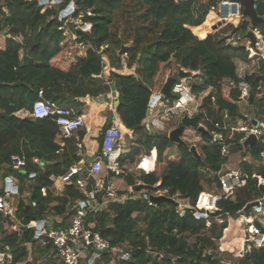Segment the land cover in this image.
Listing matches in <instances>:
<instances>
[{"label": "trees", "instance_id": "1", "mask_svg": "<svg viewBox=\"0 0 264 264\" xmlns=\"http://www.w3.org/2000/svg\"><path fill=\"white\" fill-rule=\"evenodd\" d=\"M70 1L62 0L54 6L42 5L40 0H0V31L8 35L0 48V170L6 169L4 177L13 175L10 166L12 156L26 158V167L23 171H15L17 173L13 176L18 179L21 194L16 216L27 224L44 217L49 208L66 218L70 201L83 198L84 195L74 185L65 186L61 195H55L52 190L51 176L62 174L78 160L74 154L63 156L50 168L43 170L33 161L34 157L53 161L58 151H61L62 146L56 140L59 133L56 121L50 117H23L19 113L32 109L33 104L40 99L41 90L45 99L60 105H71L78 114L87 113L88 96L93 99L109 97L104 95L110 91V86L104 74L106 64L101 53L110 48L115 14L128 0H76L77 8L70 16L79 18L84 11L83 20L93 24L90 32L76 30V40L66 33V16L61 15ZM129 1L143 8L144 19L149 18L155 25L166 23L167 34L141 47L137 60L139 67L132 65L138 56L135 50L127 65L132 71H110L109 79L115 80L119 94L117 121L122 133H129L132 138L127 159L135 162L140 155L153 152L152 163L143 166L150 171L156 158L157 164L153 171L143 176L142 188H154L160 182L157 188L169 189L172 196L181 193L193 202L202 191L220 195L219 209L213 213L212 218L215 215L236 218L247 203L258 197L254 198L255 195L264 194V185L257 188L258 180L250 176L253 172L249 166L244 163L243 169H248L250 173H246V185L224 198L219 171L229 161V155L222 154L221 142L213 141V136L207 130L200 131L207 142L202 146L201 158L192 153L191 147L183 145H177L179 153L167 155V149L173 143L167 133H149L143 120L148 115L153 93L163 88L169 74L171 77H179V68L185 59L193 67L202 69L200 75H194V92L200 93L211 88L209 95L204 98L202 108L214 122L219 121L222 125L236 124L241 115L238 103L241 91L237 86L225 84V79H232L237 84L241 81L249 84L254 93V115L264 120V97H257L260 93L258 85L264 84V57L256 61L255 72L243 79L239 77L236 59L250 62L254 58L249 56L246 45L235 46L228 40L238 28L235 27L228 34L226 25L235 23L238 18H232L216 27L221 17L212 6L220 0ZM88 10L91 14L87 13ZM257 13L264 16L263 1L258 3ZM215 23L218 24L214 25L215 31H212L211 27ZM247 27L248 22L243 21L241 28L247 31ZM256 28L264 40V22ZM77 41L80 46L76 45ZM104 45L108 47L101 51ZM110 58L113 66V54H110ZM118 67L122 68V65ZM202 118L203 113L200 120ZM207 124L210 130L215 127L213 123ZM79 134L84 133L81 130ZM223 135L225 143L229 145V153L243 152L244 156L249 154L261 158L262 145L245 147L240 141L243 134L239 132L232 138L229 137V131H224ZM163 162L166 167L161 168ZM33 171L37 172L35 177H32ZM258 174L264 178V166ZM27 182L29 186H26ZM126 182L129 185L135 184L132 175L126 176ZM62 185L58 179L57 186ZM43 187L46 191L42 190ZM24 198L28 203L23 201ZM166 204L174 206L170 202ZM110 208L114 213H90L88 221L96 219V228L112 245H121L131 239L134 245L130 249L131 256H123L118 264H220L221 260L209 250L216 248L213 237L222 234L225 223L219 228L213 220L214 223L208 227L207 219L196 217L192 211L180 216L173 210L170 213L169 208H165L168 209L165 211L156 209L143 199L111 203ZM247 212L251 214L252 208ZM166 218L170 221L168 229L164 227ZM4 219L0 213V221ZM142 220L150 222L145 235H141L138 229ZM7 221L13 226L11 219ZM0 227H3L2 224ZM190 237H194V240L191 241ZM138 243L142 247H136ZM168 245V253L158 260L154 253L161 252ZM6 250L12 254L7 264H64L55 257L50 245L43 246L38 242L30 227H26L22 235L12 228L10 231L1 228L0 251ZM248 256L252 263L246 264H264V246L254 247Z\"/></svg>", "mask_w": 264, "mask_h": 264}, {"label": "built area", "instance_id": "2", "mask_svg": "<svg viewBox=\"0 0 264 264\" xmlns=\"http://www.w3.org/2000/svg\"><path fill=\"white\" fill-rule=\"evenodd\" d=\"M59 1L62 0H40V4L45 5L50 4V2L56 3ZM261 1L264 2V0H253V8L256 11L258 3ZM71 5V13L66 11L64 12L65 16H69L75 11L74 3H71ZM212 9L220 15L222 23H226L232 18L243 19L245 17L243 12L244 6L240 0H220L216 5L212 6ZM87 13L91 14L90 11H87ZM262 17L264 18V16ZM79 18L83 20V17ZM83 25L80 30L85 32H90L93 27V24L89 21H85ZM254 35V44L251 43L253 45L246 46L249 49V56L254 58V61H257L264 57V53L257 58L256 54L253 53V49L257 45V40L260 39L263 43L264 40L262 34L259 37L254 32ZM4 36L6 39L8 35L5 33ZM228 40L231 43L233 42V45L238 46L232 41V37ZM191 77H180L173 82L171 87V92L175 95L173 98L166 96L162 92V89L153 93L149 102L148 115L143 120V124L149 133H167L169 135L171 130L167 129V124L172 117H179L181 120L186 114L190 117L199 115V125L205 128L206 126H204L203 122L207 126V122L214 124L215 127L213 129L206 130L213 136V141L222 143V154L224 156H228L230 152L229 145L224 140V131H229L230 138L238 132L242 133L243 136L240 141L243 144L250 136H255L256 142L254 144L263 146V156L264 120L258 119L255 115H245L246 118H243L241 114L236 124L227 123L222 125L219 121L214 122L206 111L192 106L196 102V99H204L205 96L194 92L192 85L188 81ZM224 83L239 87L241 91L238 100L239 104L249 101L251 87L248 83L241 81L237 84L232 79H225ZM258 89L260 91L259 95H262L260 97H264V84L260 83ZM39 95L40 99L33 104L32 109L28 113L33 119L53 118L59 127L57 136L60 139L72 138L76 132L85 126L84 115L77 114L74 108L45 99L42 90ZM164 97L169 98L171 103H165L162 100ZM212 100L215 101V98L213 97ZM110 109L113 114L108 126L102 129L100 154H96L92 160H86L81 152H77L76 155L81 156V159L70 165L65 172L58 175L55 179H52L53 187L56 186L57 180L60 179L64 189L67 185H74L84 195L83 198L78 197L70 201L66 211V218L65 215L51 210L47 211L44 217L38 220L30 221L28 224L24 223L16 216L21 198L19 186L16 183L18 179L13 175L5 176L3 183L0 185V213H2L5 219L13 221L12 229L17 231L19 235H22L26 227L32 228L38 242L43 246L50 245L55 252V257L64 264H118V261L123 256L130 257L131 251L122 249L121 245H112L110 240L105 238L102 232L96 228L97 220L88 221V214L104 211L112 214L114 212L110 208L111 203H124L129 199H143L150 206H156L157 204L151 199V196H161V194H152L149 191L152 188L145 187L137 190L135 188L136 184L129 185L124 190L114 185L113 178L121 176L124 172L122 165L124 151L122 143L123 133L117 121V106L111 104ZM201 113H203V118L200 120ZM251 117H253V120ZM61 143L63 142L60 140ZM248 146L252 145L247 144ZM152 153L143 154L142 161L140 162V166L142 167L140 168L146 170L143 162L147 157L152 156ZM33 161L37 164L41 163L37 157H34ZM10 166L12 170H23L26 167V158L13 155ZM154 168L155 163L153 169L150 171L146 170L147 173L153 171ZM246 177L242 168L238 167L226 170L222 168L219 171V180L225 192L224 198L234 193L238 188L245 186L247 183ZM157 184L154 186L158 187L160 182ZM42 190L46 191V188L43 187ZM156 190L169 192L167 188H157ZM176 196H182L183 198L175 199L174 197ZM171 198L175 201L176 213L178 215L184 216L187 211H192L196 217L206 218L208 224L211 222L210 218L213 217V213L219 209L218 200L222 196L202 191L198 194L195 202H189V204L183 201L185 197L181 193H177L174 196L171 195ZM253 201H257V204L252 207V213L249 214L243 209L241 214V226L245 233L241 248L247 253L251 252L254 247L264 246V229L257 225V223H260L264 227V195L257 197ZM28 245L31 246V244ZM7 258H12L11 252L8 250L0 251V264H5Z\"/></svg>", "mask_w": 264, "mask_h": 264}, {"label": "rangeland", "instance_id": "3", "mask_svg": "<svg viewBox=\"0 0 264 264\" xmlns=\"http://www.w3.org/2000/svg\"><path fill=\"white\" fill-rule=\"evenodd\" d=\"M60 2L61 1L56 2V3L50 2V4L56 6ZM75 2H76V0L70 1V3H74V8L76 9L77 4ZM71 7H72V5H70V8ZM83 15H84V11H82V13L80 14V17H83ZM143 15H144L143 8H141L139 5H137L134 1H129V0L126 1L122 5V7L116 12L115 17H114V24L111 26L113 39H112L111 44H109L110 48L107 50V52L101 53L102 57L104 58L105 64H106V68H105L106 75L110 74L109 72L111 70H114L117 72H123V73H128V72L132 71L131 68L127 67V65L130 63V56L135 50L138 51V56H137V59L134 62H132V65L135 68L139 67L140 63H138L137 60L141 54V52H140L141 47H143L144 45H147L151 41L155 40L157 37H160V36L163 37L165 34H167V32H165L166 23H161L160 25L159 24L155 25L149 18L144 19ZM81 19L82 18H76V19L72 18L70 15L66 16V18H65L64 27L66 28V33L68 35H71L72 39H75V40L77 39L76 38L77 35L75 34L76 30H79V29H81V27L84 26L83 23L85 21L81 20ZM243 21L248 22L247 31H244V29L241 28V24L243 23ZM217 24L216 23L213 24V26L211 27L212 31H215L214 25H217ZM222 25H224V23L219 22V26H216V27H220ZM226 27H227L226 32L228 34H231L233 32V30L235 29V27L238 28L237 32H235L231 35V37L233 38L232 41H234L235 44H237V45H250L252 43V41L248 38V32L250 30L258 33V36L261 37L259 35V33H260L259 30L253 26L252 21L249 19L248 16H245L243 19L236 20L235 23L234 22L228 23L226 25ZM4 34H5L4 31H0V48L3 47L4 42H5ZM253 44H251V45H253ZM76 45L80 46L81 44H80V42L77 41ZM107 47H108V45L102 46L101 51L107 49ZM175 50L176 49H174L172 51L174 52ZM23 52L24 51L22 50L21 55H23ZM253 53L256 54L257 58H259L260 56L263 55L264 43L260 39L257 40V45H255V48L253 49ZM110 54H113V56H114L113 66L111 65L112 60L110 58ZM184 61H188V63L184 62ZM184 61L182 62L183 64L180 67L185 72H192L193 73L191 79L188 80L189 83L193 86L195 79H196V77H194V75H196V74L200 75L202 72V69L200 67H198V68L193 67L189 60L185 59ZM119 64L122 65V68H119V67L117 68V66ZM236 64H237V73L242 79L245 76L250 75L251 73H253L257 70V62L254 60L250 61V62H245V61H242V60L237 58ZM111 66H112V68H111ZM168 76L165 78L164 82H166ZM179 78H180V76L177 77L176 79H179ZM109 90H110V88H109ZM209 91H210V87L208 89L201 91L200 94L202 96L206 97L209 95ZM112 94H113V101H117L119 103L118 98L116 96L117 93L114 91V93L112 92ZM260 96H262V95H259V94L257 95V97H260ZM162 100H164L165 103H171V100L169 98L164 97V98H162ZM204 100L205 99H196V102H194V104L192 106L199 107V110L201 109L202 111H204V109L202 108ZM201 102H202V104H201ZM239 107H240V113L242 115H248V116L254 115L253 103H251L250 101L242 102L241 104H239ZM22 115L30 117L28 111H24L22 113ZM110 119H111V117H110ZM109 122H110V120L108 121V123ZM203 124H204V126L207 127V128L205 127V129L210 130L209 127L204 122H203ZM179 125H181L180 118L179 117H172L171 120L168 121L167 129L172 130V129L178 127ZM102 129H104V127H102ZM123 139L125 140L126 145H130L129 141L132 138L129 135V133L123 134ZM183 139L187 142V146L191 147V146L195 145L198 153L200 155H203L202 146L207 142L203 139V137H202V135H201V133L197 127L186 126L185 132L183 133ZM169 147H170L169 150L166 152L167 155L179 153V150H178L176 143L174 144V142H173L172 145H170ZM127 155L125 156V154H124V156L122 158V165H123L124 172L121 174V176H123V178L126 180L127 175H132L134 180H135V184L139 186V188L137 190H140V188H142V185H144L143 176L145 174H147L146 170L140 168V167H142V166H140V162L142 161L143 155H140L136 159V161L133 163L127 159V157H128ZM244 163H246V165L249 166L248 168L253 172L250 176L258 180L257 181V188H259L260 185H264V178L262 177L261 174H258L260 168H262V166H264V155L261 158H254L249 154L244 156L243 152H236L235 154L229 153V161L227 162V165L223 169L226 170V169L238 168V167L243 169V167L245 165ZM160 166H161V168H164V167H166V164L163 162L160 164ZM39 168H40V166H39ZM15 171H20V170H13L12 171L13 175H16L17 172H15ZM244 171H245L244 172L245 174L246 173L248 175L250 174L247 172L248 169L244 170ZM32 173L35 174V176L37 175V172H35V171H33ZM4 174H6L5 168L0 170V185L4 181ZM115 180L119 181L118 177H116ZM16 183H18V181H16ZM29 185H30V183L27 182L26 186H29ZM156 185H158V184H156ZM124 186H125V183H123L122 187H124ZM154 187H157V186H154ZM26 188H28V187H26ZM60 189H61V187H60ZM60 189H58V188L54 189V194L55 195H61ZM156 189L157 188H152L149 191L152 194L155 193V194H161V195H166V196L171 197V194L168 191H165V190L159 191ZM26 190H29V189H26ZM25 194H26V192H25ZM257 196L261 197L262 195L257 194L254 196V198ZM174 198L180 199L183 197L182 196L181 197L176 196ZM23 201L25 203H28V200L26 198H24ZM183 201L185 203H188V204H189V202L190 203L195 202V201L194 202L191 201L189 198H186V197H185V200H183ZM19 202H20V200H19ZM161 204H162V206H161ZM161 204L153 206V207H156V209H162L163 211L168 210L165 208H169L170 213L172 210L174 212H176L175 203H173L174 204L173 207H171V205L170 206L167 205L166 202H162ZM47 211H51V208H49ZM136 214L137 213H135V215ZM241 214H242V212H240V215L236 218L230 217V216L229 217H223L221 215H215L214 219L210 218L211 222L207 224V226L209 227L210 225H212V223L215 222L219 228H220V225H222L223 223L226 224V227L223 228L222 234L220 236H214L213 237V239H215V242H216V248L209 250L210 252L212 251L214 253L215 257H217L221 260L220 264H246L248 262L252 263L251 257L248 256V254H250V252L247 253L246 251H243L241 248L243 238L245 236L244 229L241 226V222H242V215ZM141 215L144 216V214H141ZM213 220H214V222H213ZM0 224H2V226H3V227H0V232H1V228L6 229L8 231H10L12 228V226L9 225L7 219L0 221ZM169 224H170V221L168 220V218H166L164 220V227L166 229H168ZM149 228H150V222L147 223L146 221L142 220L138 224V229H139L141 235H145ZM227 229H229V230L227 231ZM190 240L191 241L194 240V237H190ZM136 245H135L136 247H139V248L142 247V244L138 243ZM121 247L124 250H130V249L134 248V245L131 243V239H129V240L125 241L123 244H121ZM169 248H170V245L163 248L161 252L154 253V255H157L158 260H161L166 255V253H168ZM32 255H31V257H32ZM10 261H11V259L7 258L5 264L9 263Z\"/></svg>", "mask_w": 264, "mask_h": 264}, {"label": "crops", "instance_id": "4", "mask_svg": "<svg viewBox=\"0 0 264 264\" xmlns=\"http://www.w3.org/2000/svg\"><path fill=\"white\" fill-rule=\"evenodd\" d=\"M104 74H105V77L107 79V84H109V86H110V91L104 95H109V97L103 99L102 98L103 96H101V98L93 99V98L88 96L87 101L89 103V108L87 110V113L82 114L85 117L86 124L84 127H82L79 130V131L82 130L84 134L81 135V134H79V131H78L73 135L72 138H70L71 140H69V141H67V139H62V138L60 139V137L57 136L56 140L59 143H60V140H61V142H63V143H61V146H62L61 151L57 154V156L55 157V160H53V161L40 160L41 161V163L39 164L40 168H42V169H45L47 167L50 168L53 164H55L57 162V160L62 159L63 156L68 155V154H72V155L74 154L75 157H78V160L75 161V162H77L81 159V156L76 155L77 152H81V154L83 155V157L86 160L87 159L92 160L95 158L97 152L100 149V145H101V141H102V127H104L108 123V121L110 120V117L113 114V112L110 109V105L111 104H114L115 106L118 105L117 101H113L112 92L114 93V91H115L117 93L116 96H117L118 101H119V95H118V90H117L115 80L109 79L110 74L106 75V71ZM66 106L75 108L71 105H66ZM23 112L24 111H21L19 113V115L23 116L22 115ZM76 112L78 114V111H76ZM23 117H25V116H23ZM122 143H123V151H124V154L126 156L131 151V147H130V145L125 144L124 139H123ZM72 145H74V146H72ZM171 145H172V143H171ZM169 148L170 147H168L167 151L169 150ZM151 157L153 158V156H151ZM143 164L149 165L145 162H143ZM156 164H157V159L155 160V166H156ZM226 165H227V163L224 164L222 168H224ZM32 177H35V174L32 173ZM56 177L57 176L53 174L51 176V179H55ZM117 177H118L119 181L115 180L116 177L113 178L114 185L117 186L119 189H122V190L126 189L129 186V184L126 182V180L123 177H120V176H117ZM123 183H125L124 187H122ZM56 188L60 189V187L57 186V182H56V186L53 187V189H56ZM60 190H61V194H62L64 192V186L63 185L61 186Z\"/></svg>", "mask_w": 264, "mask_h": 264}, {"label": "water", "instance_id": "5", "mask_svg": "<svg viewBox=\"0 0 264 264\" xmlns=\"http://www.w3.org/2000/svg\"><path fill=\"white\" fill-rule=\"evenodd\" d=\"M244 6V15L248 16L254 27H257L260 23L264 22V18L260 15H258L257 11L253 8V0H240ZM70 5L61 13L62 17L65 16L66 11H69V13H71L70 10ZM220 23H222L220 21ZM216 26V25H215ZM248 37L251 39L252 43L255 42V35L253 31H249L248 32ZM192 72H185L183 71V69L180 67L179 68V76L180 77H188V76H192ZM175 77H171L169 76L167 78V81L165 82L163 88H162V92L168 96L169 98H173L175 95L171 92V87L173 82L175 81ZM254 98V93L252 91V89H250L249 91V101L251 103H253V99ZM152 100H154V98H152ZM243 118H246L245 115H243ZM251 119L253 120V117H251ZM199 115H195L193 117L188 116L187 114L183 116V118L181 119V125H179L178 127L172 129L169 132V139L178 144V145H183V146H187V142L183 139V133L185 132L186 126H192V127H197L199 131H206V129L202 126L199 125ZM256 122V121H255ZM256 142V138L255 136H250L245 142L244 145L245 147H247V144L253 145ZM190 150L192 151V153L197 156L198 158H201V155L198 153L197 148L195 145L191 146ZM23 171V170H22ZM135 188L138 189L139 186L135 185ZM16 190V189H15ZM151 199L157 204H161L162 202H170V203H175V201L171 198V197H167L164 195L161 196H151ZM255 204H257V201H250L249 203H247V205L244 207V211L247 212L250 208H252ZM257 225H259L260 227H262V229H264V227L260 224L257 223Z\"/></svg>", "mask_w": 264, "mask_h": 264}, {"label": "bare ground", "instance_id": "6", "mask_svg": "<svg viewBox=\"0 0 264 264\" xmlns=\"http://www.w3.org/2000/svg\"><path fill=\"white\" fill-rule=\"evenodd\" d=\"M257 35H258V33H257ZM152 161H153V158L151 156H149V157L146 158V160L144 162L147 163V164H151Z\"/></svg>", "mask_w": 264, "mask_h": 264}]
</instances>
